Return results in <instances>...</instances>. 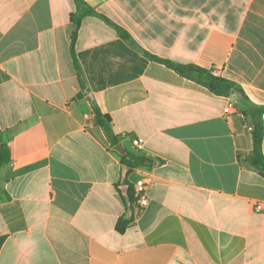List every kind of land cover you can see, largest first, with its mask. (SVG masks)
I'll use <instances>...</instances> for the list:
<instances>
[{"label":"crops","instance_id":"crops-1","mask_svg":"<svg viewBox=\"0 0 264 264\" xmlns=\"http://www.w3.org/2000/svg\"><path fill=\"white\" fill-rule=\"evenodd\" d=\"M81 1L83 79L75 0H0V264H264V177L236 96L149 57L214 69L264 108V0Z\"/></svg>","mask_w":264,"mask_h":264},{"label":"trees","instance_id":"trees-1","mask_svg":"<svg viewBox=\"0 0 264 264\" xmlns=\"http://www.w3.org/2000/svg\"><path fill=\"white\" fill-rule=\"evenodd\" d=\"M75 3L77 6V11L70 16V22L72 24V32L70 37V57L77 77L79 79H83V73L76 57L75 44L82 18L87 15L94 14V11L88 8L87 5L81 0H75ZM116 28L118 30L119 36L123 40L129 42V35L124 30H121L118 27ZM146 55L148 56V54ZM149 57L164 63L169 69L173 70L180 77L206 88L215 96L226 98L233 95L236 96V107L239 109V113L242 114L244 123H246L251 128L250 135L252 139V152L245 158L244 161L264 177V156L262 153V142L264 136L262 116L264 114V108L251 103L242 89L236 83L223 78L214 69H203L195 65H178L157 59L152 56ZM93 113L97 117L99 123H101L102 120L110 122L109 117L107 115H103L97 108H94ZM131 157L137 160L136 165H133L130 160H127L126 155L121 157L122 163L128 168V172H130V170L133 168L149 166V163L146 160L136 156ZM6 161L7 159L5 158L3 147H1L0 168ZM128 196H132L131 187L128 191ZM8 199L9 196L7 192L5 190L0 191V202H4ZM127 224V220H120L117 224V232L123 233Z\"/></svg>","mask_w":264,"mask_h":264},{"label":"built area","instance_id":"built-area-1","mask_svg":"<svg viewBox=\"0 0 264 264\" xmlns=\"http://www.w3.org/2000/svg\"><path fill=\"white\" fill-rule=\"evenodd\" d=\"M224 113L227 115L238 113L235 110V106L232 102H229L227 106L224 109ZM247 132H251V128H246ZM131 144L134 147L135 150H142L143 149V141L140 138H134L131 140ZM151 181L149 179H138L135 181L133 185V198L135 205L139 210L145 208L149 203V198L147 195L148 187L150 186ZM255 211H260L259 207L255 208Z\"/></svg>","mask_w":264,"mask_h":264},{"label":"water","instance_id":"water-1","mask_svg":"<svg viewBox=\"0 0 264 264\" xmlns=\"http://www.w3.org/2000/svg\"><path fill=\"white\" fill-rule=\"evenodd\" d=\"M115 151H117L118 153H121L123 154L124 151H123V146L121 144H118L116 147H115Z\"/></svg>","mask_w":264,"mask_h":264}]
</instances>
